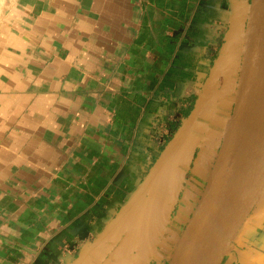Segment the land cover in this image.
<instances>
[{
	"label": "crops",
	"instance_id": "crops-1",
	"mask_svg": "<svg viewBox=\"0 0 264 264\" xmlns=\"http://www.w3.org/2000/svg\"><path fill=\"white\" fill-rule=\"evenodd\" d=\"M250 0H0V264H168L232 112ZM222 264H264V191Z\"/></svg>",
	"mask_w": 264,
	"mask_h": 264
},
{
	"label": "water",
	"instance_id": "water-1",
	"mask_svg": "<svg viewBox=\"0 0 264 264\" xmlns=\"http://www.w3.org/2000/svg\"><path fill=\"white\" fill-rule=\"evenodd\" d=\"M264 191V0H250L232 112L168 264H222Z\"/></svg>",
	"mask_w": 264,
	"mask_h": 264
}]
</instances>
